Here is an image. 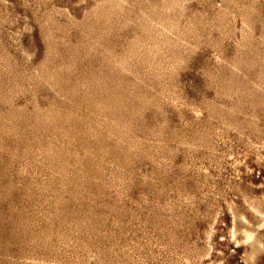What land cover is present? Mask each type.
Listing matches in <instances>:
<instances>
[{
  "label": "rangeland",
  "instance_id": "374dc122",
  "mask_svg": "<svg viewBox=\"0 0 264 264\" xmlns=\"http://www.w3.org/2000/svg\"><path fill=\"white\" fill-rule=\"evenodd\" d=\"M43 3H0V264H247L264 0Z\"/></svg>",
  "mask_w": 264,
  "mask_h": 264
},
{
  "label": "bare ground",
  "instance_id": "6f19581e",
  "mask_svg": "<svg viewBox=\"0 0 264 264\" xmlns=\"http://www.w3.org/2000/svg\"><path fill=\"white\" fill-rule=\"evenodd\" d=\"M6 1L7 0H0V3L1 4H6ZM35 1V0H34ZM48 1H51V0H40V2H48ZM55 1V0H54ZM43 3V4H44ZM10 4V3H9ZM24 5V4H23ZM41 5L40 4H37L35 6V10H38L39 6ZM2 6V5H1ZM46 7V6H45ZM58 8V7H57ZM56 9V8H55ZM34 10V9H33ZM43 10V9H42ZM45 10V9H44ZM59 10V9H58ZM46 11V10H45ZM49 11V10H48ZM54 12V11H53ZM44 14V13H43ZM50 14V13H49ZM38 16V15H36ZM48 16V14H47ZM44 17V16H43ZM46 18V17H45ZM49 19H53V18H49ZM48 19V20H49ZM28 20V19H27ZM45 20V19H44ZM55 20V19H54ZM48 23V21H46ZM45 22V23H46ZM52 22V20L50 21ZM44 23V24H45ZM57 23V22H55ZM59 25V24H58ZM49 26V25H48ZM53 26V25H52ZM54 26H56L54 24ZM46 27V26H45ZM57 27V26H56ZM48 28V27H47ZM25 29H27V25L25 26ZM3 30V29H2ZM48 30V29H47ZM20 33L17 34V36H15V40H19L20 42V45H23L22 44V41L20 39ZM17 45V44H16ZM235 217V225H236V229L234 230V233L237 232L238 230V223H241L242 224V228L239 230V234H240V242L241 243H244L246 245V256H245V260H247V264H255L254 261H255V258H256V255L257 253L264 247V242L262 240V230H264V214L262 213V215H260V219L258 221V223L254 224L252 222H250L247 217L245 216H236L234 215Z\"/></svg>",
  "mask_w": 264,
  "mask_h": 264
}]
</instances>
